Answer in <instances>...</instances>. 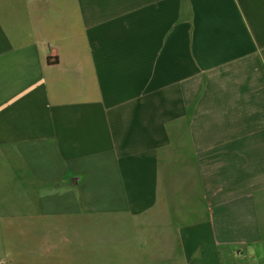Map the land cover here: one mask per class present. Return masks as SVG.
<instances>
[{
    "label": "crops",
    "instance_id": "crops-1",
    "mask_svg": "<svg viewBox=\"0 0 264 264\" xmlns=\"http://www.w3.org/2000/svg\"><path fill=\"white\" fill-rule=\"evenodd\" d=\"M3 165L136 264H264V0H0Z\"/></svg>",
    "mask_w": 264,
    "mask_h": 264
},
{
    "label": "rangeland",
    "instance_id": "rangeland-1",
    "mask_svg": "<svg viewBox=\"0 0 264 264\" xmlns=\"http://www.w3.org/2000/svg\"><path fill=\"white\" fill-rule=\"evenodd\" d=\"M9 186L8 167L3 165L0 264H136L133 258L144 249L137 222L112 215L74 213L75 209L68 206L70 194L59 199L57 207V200L45 199L48 215L30 219L25 214L23 192L19 199L10 198Z\"/></svg>",
    "mask_w": 264,
    "mask_h": 264
}]
</instances>
